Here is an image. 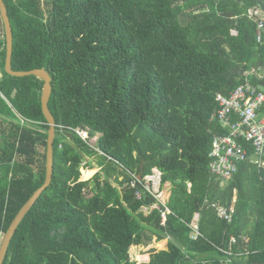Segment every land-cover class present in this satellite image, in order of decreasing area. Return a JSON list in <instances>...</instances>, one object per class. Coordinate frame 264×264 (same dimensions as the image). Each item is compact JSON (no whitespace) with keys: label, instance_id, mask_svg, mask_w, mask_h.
Instances as JSON below:
<instances>
[{"label":"trees","instance_id":"trees-1","mask_svg":"<svg viewBox=\"0 0 264 264\" xmlns=\"http://www.w3.org/2000/svg\"><path fill=\"white\" fill-rule=\"evenodd\" d=\"M5 3L11 68L49 73L56 137L51 183L16 229L3 264H135L130 247L165 239L166 250H149L143 264H219L230 237L239 255L232 264H264V169L247 160L221 180L209 157L213 138L229 133L214 118L216 95L245 80L264 92V27L257 41L259 20L250 17L254 9L264 16V0ZM5 57L0 21V237L44 183L48 130L43 82L7 75ZM76 129L98 135L96 145ZM93 157L101 173L81 181L80 168L92 169ZM153 169L172 186L163 224L158 210L141 211L153 196L136 200L142 187L130 188Z\"/></svg>","mask_w":264,"mask_h":264},{"label":"built area","instance_id":"built-area-1","mask_svg":"<svg viewBox=\"0 0 264 264\" xmlns=\"http://www.w3.org/2000/svg\"><path fill=\"white\" fill-rule=\"evenodd\" d=\"M257 10L259 9L252 10L250 17H258L256 39L260 41L264 27L262 23L264 16L260 17ZM215 102L217 103V109L215 110L214 118L222 128H227L229 133L224 136H215L212 140V149L209 155L212 159L210 173L221 180H229L237 173L239 165L248 160L247 150L239 143L240 139L251 148L253 162L257 164L259 169H264V92L248 80H245L228 96L217 94ZM74 132L84 139V136H81L79 131ZM160 176L161 174L157 170H152L151 175L143 178L145 180L144 184H150L149 181L154 178L160 180ZM138 183L142 186L141 189L144 192L147 191V193L152 195L151 190L154 188H151L149 192V190L145 189L142 182L138 181ZM130 187L135 188V181L130 182ZM139 193L141 192L136 189L134 196H139ZM157 197L153 196L156 203L141 208V211L144 214H148L152 210H158L163 224L165 215L169 213V210L166 207V202L165 204L161 201L158 202L156 200ZM219 209L221 210L219 211ZM218 211L221 213V215L220 213L218 214L220 218L225 219L227 222L230 221V216L222 208L218 207ZM198 235L197 229L193 228V239ZM234 244H236V240L230 237L228 250L222 251L228 256L229 260L221 261L219 264H226L231 261L232 255H238L232 253L231 249Z\"/></svg>","mask_w":264,"mask_h":264},{"label":"water","instance_id":"water-1","mask_svg":"<svg viewBox=\"0 0 264 264\" xmlns=\"http://www.w3.org/2000/svg\"><path fill=\"white\" fill-rule=\"evenodd\" d=\"M0 16H1V21L3 24L5 51H6L4 71L7 75L11 77L23 78V77L34 76L35 78L43 82L41 97H40V106H41V113L48 126L47 139H46V155H45L46 156L45 157L46 158L45 159V180H44L43 185L40 188H38L32 194V196L27 200V202L20 208L18 213L15 215V217L11 221L5 234L3 235L0 241V264H3L7 251H8L9 244L15 234L16 229L18 228L19 224L21 223L25 215L29 212V210L35 204L37 199L41 196L44 190L51 183L52 174H53V143L56 137V130H55L56 125H55V120L48 108V102H49V98L52 92V86H51L52 79L49 73L45 69H33L30 71H13L12 70L11 59H12V53H13V36H12V29L10 26L6 7L2 0H0ZM139 177L141 176L139 175Z\"/></svg>","mask_w":264,"mask_h":264},{"label":"rangeland","instance_id":"rangeland-1","mask_svg":"<svg viewBox=\"0 0 264 264\" xmlns=\"http://www.w3.org/2000/svg\"><path fill=\"white\" fill-rule=\"evenodd\" d=\"M257 13H258V15L261 17V16H263V12L261 11V10H257ZM256 18H258V17H256ZM0 78H1V74H0ZM74 131H79L80 133H81V136L83 135L84 136V139H82L80 136H78L77 134V136L83 141V142H85V143H87L89 146H95L96 145V140H97V138H98V135H95L94 137H92V138H89V135H88V133H87V131H85V130H79V129H76V130H74ZM75 133V132H74ZM249 160V162H251L252 163V160H254L253 158L252 159H248ZM88 162L91 164V166H92V169H89V168H85V167H81L80 168V174H81V176H80V180L81 181H88V180H90L91 178H93V176L96 174V173H98V172H100V168L96 165L97 163V158L96 157H93V158H89L88 159ZM89 169V170H88ZM83 170H88V171H90L87 175L85 174V176L82 178V171ZM153 170H156V169H153ZM159 172V171H158ZM101 173V172H100ZM160 173V172H159ZM151 174H152V172H151ZM150 174V175H151ZM161 174V173H160ZM147 176H149V175H147ZM143 178L144 177H139V175L137 176V177H134V181H136L137 183H138V181H140V182H142L143 183V186H145V189L146 190H149V192H150V190H151V188H154L153 190H151V192H152V195L153 196H158L157 197V201L158 202H164V204H165V202H167L168 201V199H169V197H170V194H171V188H172V186H171V184L170 183H165V184H161V179L159 180L158 178H154V179H152V180H150L149 182H150V184H147V185H145L144 184V181L145 180H143ZM160 178H161V176H160ZM122 178H119L118 180H121ZM136 182H135V184H136ZM151 183H153V184H151ZM115 188H117V189H121L119 186H118V184H116V183H113L112 184ZM154 186V187H153ZM159 186H160V188H159ZM142 187V186H141ZM131 188V187H130ZM144 189V190H145ZM139 190V189H138ZM141 193H139V196H140V198H139V196H134V198L136 199V200H141L142 198H143V194H144V191L141 189V190H139ZM146 193H147V191H146ZM147 194H149V193H147ZM150 195V194H149ZM151 195V196H152ZM155 198V197H154ZM235 200V199H234ZM155 203H156V201H155ZM158 206V205H157ZM221 209H219V211H220ZM218 211V208L216 209V212H217V214H219L220 212ZM220 215H221V213H220ZM1 238L2 237H0V241H1ZM239 239H241L242 240V242L243 243H245L246 241H247V238L246 237H244V236H241ZM167 242H168V240L167 239H165V240H162V241H156V240H153V242H152V244L151 245H149V246H147V247H143V246H132V247H130L129 248V258H130V260L131 261H133V262H135V264H143V263H148V261H149V259L148 260H146L147 259V257H150V254H149V250H151V249H154V250H156V251H161V250H164V249H166L167 248ZM236 244H237V240H236ZM136 255H141V256H143V257H140V258H136L135 256ZM236 256H239V255H236ZM140 260H146V262L145 261H140ZM224 260H229V258H228V256H225V259ZM226 264H232V261H230V262H228V263H226Z\"/></svg>","mask_w":264,"mask_h":264},{"label":"crops","instance_id":"crops-1","mask_svg":"<svg viewBox=\"0 0 264 264\" xmlns=\"http://www.w3.org/2000/svg\"><path fill=\"white\" fill-rule=\"evenodd\" d=\"M198 218H199V215L198 214H196L195 215V217H194V222H193V228L195 229H197V226H198ZM147 259H148V257H147Z\"/></svg>","mask_w":264,"mask_h":264},{"label":"flooded vegetation","instance_id":"flooded-vegetation-1","mask_svg":"<svg viewBox=\"0 0 264 264\" xmlns=\"http://www.w3.org/2000/svg\"><path fill=\"white\" fill-rule=\"evenodd\" d=\"M2 1H3L4 5H5V7H6V11H8V10H7V6H6V3H5L6 0H2ZM7 14H8V12H7ZM0 21H1V16H0ZM1 23H2V21H1ZM2 25H3V24H2Z\"/></svg>","mask_w":264,"mask_h":264}]
</instances>
